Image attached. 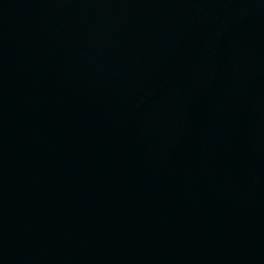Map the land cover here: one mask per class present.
I'll use <instances>...</instances> for the list:
<instances>
[{
  "label": "water",
  "instance_id": "water-1",
  "mask_svg": "<svg viewBox=\"0 0 264 264\" xmlns=\"http://www.w3.org/2000/svg\"><path fill=\"white\" fill-rule=\"evenodd\" d=\"M0 264H264V0H0Z\"/></svg>",
  "mask_w": 264,
  "mask_h": 264
}]
</instances>
